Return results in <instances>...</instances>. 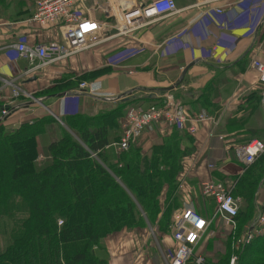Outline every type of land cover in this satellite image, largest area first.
<instances>
[{
    "label": "trees",
    "instance_id": "16d2710c",
    "mask_svg": "<svg viewBox=\"0 0 264 264\" xmlns=\"http://www.w3.org/2000/svg\"><path fill=\"white\" fill-rule=\"evenodd\" d=\"M16 2L24 7L25 0H0V12ZM125 106L62 119L68 132L40 154L37 139L54 123L51 117L9 129L0 121V264H105L110 235L145 225L169 231L173 211L182 206V164L194 154L193 147L182 146L194 138L166 130L147 148H107L119 139ZM263 183L264 155L243 169L234 187L246 212L255 207ZM239 218L240 212L237 229L246 221L243 213ZM217 264H226L225 258ZM238 264H264V236L241 249Z\"/></svg>",
    "mask_w": 264,
    "mask_h": 264
},
{
    "label": "crops",
    "instance_id": "0c3cea01",
    "mask_svg": "<svg viewBox=\"0 0 264 264\" xmlns=\"http://www.w3.org/2000/svg\"><path fill=\"white\" fill-rule=\"evenodd\" d=\"M139 1L146 3L150 0ZM200 1L174 0L178 10L176 15L154 22L133 38H120L79 57L52 65L41 76L23 82L15 79L25 70L26 65L9 59L6 54L7 47L21 36L31 45L41 42L61 43L62 32L58 28L38 29L24 17L11 23L0 20V106L4 105L3 97H10L9 89L4 87L2 80L20 84L22 89L32 93L37 99V103L25 98L14 99L13 106L17 107L16 111L10 113L2 124L9 129L37 120L43 116L41 112L45 110L41 109L40 105H45L55 116H60L61 109L65 107L61 97L63 94L75 95L73 90L77 89L80 75L87 77L88 74L102 69L104 57L123 46H140L142 53L124 62L121 67L108 68L100 76L82 79L80 82L90 84L89 91L80 94L77 99L113 105L116 103L113 102L114 98L121 99L119 96L129 92L131 94L128 97H134L142 95V89H166L173 85L184 67L197 61L198 63L188 69L183 84L171 94L186 108L201 103L200 107L211 108L208 111L210 114L220 111V125L215 131L207 125L200 128L194 139V146L199 147L198 157L193 156L197 161L190 170L195 177L187 180L188 184L184 182L181 190L190 195L191 199L196 195L201 197L199 185L209 179L225 186L235 185L243 173V167L234 158V146L249 141L248 133L252 139H260L262 134L249 128V115L244 108L238 110V107H246L245 102L251 93H254L255 74L250 69V61L259 55L260 50H264V12L254 18L248 26L228 30L219 25L210 8ZM26 3L25 1L24 6ZM234 3L235 0H224L222 3L224 19L230 24L240 17V11ZM24 14L25 12L21 13ZM96 85L100 92L93 91ZM51 88L53 89L50 90ZM160 94L155 92L152 100H135H139L142 103L140 106L145 108L149 104L159 103ZM69 100L72 102L74 99ZM148 100L150 102H147ZM67 104L66 107H69ZM78 107H81V104H78ZM214 133L217 134L216 137L229 136L231 142H218ZM60 134L59 124L52 123L48 126L46 133L37 139L39 154L43 147L59 138ZM147 136L149 135L144 136L142 141ZM155 141L156 138L153 142ZM207 163L213 165L212 170L207 169ZM195 178L196 182L192 184ZM190 185L194 187L191 189ZM258 188L255 206L264 192V185ZM190 190H196L198 193H191ZM203 200L209 204L207 216L203 213L206 210L200 212L199 208L193 207L198 215L209 218L213 213V204L208 199ZM244 206L247 207L242 200L239 212ZM210 229L211 226L205 238L213 235ZM136 231L122 230L106 238L105 264H158V250L154 248L148 234Z\"/></svg>",
    "mask_w": 264,
    "mask_h": 264
},
{
    "label": "built area",
    "instance_id": "2783aa9c",
    "mask_svg": "<svg viewBox=\"0 0 264 264\" xmlns=\"http://www.w3.org/2000/svg\"><path fill=\"white\" fill-rule=\"evenodd\" d=\"M223 1L201 0L200 2L208 6L219 25L228 30L248 26L254 18L264 12V0H235L234 5L239 9L240 17L230 24L224 19ZM177 13L174 0H150L146 3L139 0H35L29 22L38 29H60L63 42H41L31 45L24 36H21L7 47L6 54L12 61L23 62L26 65L25 70L17 75L15 81H29L41 76L52 65L79 57L120 38H133L154 22ZM142 51L140 46H123L104 57L102 68H119ZM258 54L250 61V69L255 74L253 91L258 98L264 133V50H260ZM2 82L4 87L9 89L10 97L2 98L4 105L0 107L1 121L5 116L16 111L17 107H10L13 106L14 99L25 98L37 103L34 95L22 89L20 84L7 80ZM89 85L85 81L79 82L77 89L73 90L76 97L88 92ZM171 93L172 91L160 94L159 103L150 104L146 108H126L121 121L119 141L107 148L127 151L131 145L136 144L145 135L155 132L161 125L167 130H176L194 139L203 125L209 126L211 130L219 127L220 111L213 114L194 113L182 102L173 98ZM62 96L66 107L70 97L67 94ZM216 139L222 144L231 140L229 136L224 135H219ZM233 155L243 169L250 167L264 155V139L255 138L234 146ZM190 158L194 159L193 156ZM207 169L212 170L213 165L207 164ZM234 187L235 185L225 186L211 179L199 185L201 198L208 199L213 204V213L209 218L198 215L190 195L182 192V206L171 216L172 248L169 253L163 255L164 264H208L206 256L200 251L208 229L216 221L227 230L232 240L235 239L236 218L242 199L234 195ZM257 212L256 221L247 228L243 237L235 239L236 247L243 249L253 238L264 236V212L261 214L258 208ZM61 224L62 222H58V226ZM234 262L235 258H232L230 264Z\"/></svg>",
    "mask_w": 264,
    "mask_h": 264
},
{
    "label": "rangeland",
    "instance_id": "374dc122",
    "mask_svg": "<svg viewBox=\"0 0 264 264\" xmlns=\"http://www.w3.org/2000/svg\"><path fill=\"white\" fill-rule=\"evenodd\" d=\"M19 1L20 0H18V3H19ZM25 1L27 3H26V6H24V7H22V6L19 7L17 5V2H16L14 4L12 3L13 5L11 4L12 5V6L10 5L11 7L8 6L7 10L0 12V20H3L4 22H10L11 23V22H15L16 20L17 21L20 20L22 17H24L25 19H27V18L29 19L30 18L29 14L31 16V14L33 13V10H34L35 0H25ZM27 9H29V11H26ZM22 12H25V14L21 15ZM93 77H95V76H93ZM83 80H85V79L83 78ZM80 81H78V82H80ZM95 82H98V81H95ZM93 91L94 92H100L101 90L98 89V85H96V87L93 89ZM117 98L118 97L114 98L115 101H113V102H116V103L113 105L95 104L91 101H85V100H79V99L73 100L72 102L69 100L68 102H66V103H68L67 105L69 107H63V110L61 109L62 114L60 116H55L54 114H51L45 107H41V109H45V110H43L42 112L40 111V112H41V115L43 114L44 116H49L53 119L54 123H57V125L59 124L60 129H62L61 132L63 130L65 132H68L67 127L64 126V124L62 122V119L64 120V118L71 116L73 114H76V113L94 116L96 114L103 113L106 110L107 111L108 110L113 111L115 108H117V106L127 104L129 106H125V109L122 112V115H124L125 110L128 107H132L135 109L141 108L140 105L142 103L139 100H135L133 96H131V97L129 96L128 99H126V100L118 99L120 101L116 100ZM78 104H81V107H78ZM72 105H73V107H71ZM200 105H201V103H198L197 106L194 107V109H193V107H188V108L194 113H199V112L208 113L210 107H200ZM244 105L246 107H238V110H240L241 108H244V110L249 115V120H248L249 128L253 129L258 134L261 133L263 123H262V120L260 117L261 115H260V108H259V104H258L257 95H255L254 93H251V95L248 97V100L245 102ZM83 106H85V107H83ZM205 109H206V111H205ZM233 111H235V110H233ZM121 121H123V118L121 119ZM121 121H120V133H119L120 136H121ZM166 130H167L166 127L161 125L155 132H153L151 134H147L149 136H147L143 141L141 140L138 143H136V145H139V146L141 145V147H143V148L150 146V144L154 143L153 142L154 139L157 136L161 135V132H164ZM216 135L217 134L214 133L215 138H216ZM247 135L249 137V140L252 139L250 133H248ZM260 139L263 140L264 138H260ZM193 142L194 141L185 142L184 145L182 144L183 145L182 147H187V148L193 147L194 148L193 156H195V158H196V157H198V148L199 147H195L194 144H192ZM115 143H117V141ZM92 156H95V155H92ZM40 161H41V159L38 156L37 159L35 160V162H36V164H38ZM196 161H197V159H192V158H186L183 161L182 168H181L180 172H182V173L184 172V174H181L180 178L178 177V179L180 181V186L184 182L188 184L187 180H190L192 177H195V175L193 173L192 174L190 173V170H191V167L195 166ZM207 164H209V163H207ZM195 182H196V178L194 180H192V184H194ZM229 183L231 184V182H229ZM229 183H226V184H229ZM189 184H191V183L189 182ZM191 185L189 186V188L192 189L194 186H191ZM263 185H264V183L261 184L260 187ZM196 187L197 186H195V189H196ZM180 191L182 193L181 188H180ZM190 191H191V193H194L196 190H190ZM196 193H198V191H196ZM236 197H239V196H236ZM163 198H164V196H163ZM163 198H162V201H163ZM240 198L243 200L242 197H240ZM259 199H260V201L256 204V206L255 207H249L247 212H246L245 206H244V209L241 210L239 219L242 218V213H243L245 215L244 219H246V221H245V223L240 225V229H236L235 239H237V238L241 239V237H243V235L245 234V231H247V228L251 227V225L256 221L257 216H258L257 208L259 209L261 214L264 212V208H263V206H264V192H263V194H261ZM191 202H192L193 206L200 209V212H201V210H203V211L206 210L203 212L204 216H207L209 214V211H208L209 210V204H206L205 201L201 197H199L198 195L193 196L191 198ZM176 210H174L173 213ZM145 226L142 229H137L136 232H143V233L145 232L148 234L149 240L154 244V246H155L154 248H157V250H158V254H159L158 255V264H164L165 260L163 258V255H166L167 253H169L171 248H172L171 226L169 228V231L165 234L162 233L161 231H159L156 227H154V229H152L147 225H145ZM246 226H248V227H246ZM238 227H239V225L237 223V228ZM131 231H134V230H131ZM210 233H213V235L207 236L204 239L202 247H201V251H200L201 253H203V255L206 256L208 264H217L221 257L225 258L226 264H230L232 258L233 259L235 258L234 264H236V263L238 264V253L241 251V248L236 247V245L234 243L235 239L234 240L231 239V236L229 235L227 230L221 225V223L220 222L217 223V221H216L211 226Z\"/></svg>",
    "mask_w": 264,
    "mask_h": 264
},
{
    "label": "water",
    "instance_id": "95a60500",
    "mask_svg": "<svg viewBox=\"0 0 264 264\" xmlns=\"http://www.w3.org/2000/svg\"><path fill=\"white\" fill-rule=\"evenodd\" d=\"M196 63H198V62L197 61H193L192 63H190L189 65H187L186 67H184L183 70L181 71L179 77L173 83V85L171 87L166 88V89H159V90L142 89L143 94L142 95H138V96H134V99L144 100L145 98H147V99L152 100V99H154L155 92H159L161 94H164V93H167V92H171L173 90H176L177 88H179L183 84L184 77H185V74L187 73L188 69H190ZM130 94H131V92L126 93L124 95H121L119 98H121L123 100H126L128 98V95H130ZM38 102L41 103V104L43 103L40 100H38ZM47 110H48V108H47ZM49 112L51 114H53L52 111H49Z\"/></svg>",
    "mask_w": 264,
    "mask_h": 264
},
{
    "label": "bare ground",
    "instance_id": "6f19581e",
    "mask_svg": "<svg viewBox=\"0 0 264 264\" xmlns=\"http://www.w3.org/2000/svg\"><path fill=\"white\" fill-rule=\"evenodd\" d=\"M70 98H73V99H76L77 97H76V95H68ZM74 97H76V98H74ZM0 116H1V110H0ZM6 117H8V115L7 116H5L4 118H3V120H5V118ZM119 141V140H118ZM117 141V142H118Z\"/></svg>",
    "mask_w": 264,
    "mask_h": 264
},
{
    "label": "flooded vegetation",
    "instance_id": "af4514ba",
    "mask_svg": "<svg viewBox=\"0 0 264 264\" xmlns=\"http://www.w3.org/2000/svg\"><path fill=\"white\" fill-rule=\"evenodd\" d=\"M41 107H46L45 105H40ZM1 107V106H0ZM10 107H14V106H10Z\"/></svg>",
    "mask_w": 264,
    "mask_h": 264
}]
</instances>
